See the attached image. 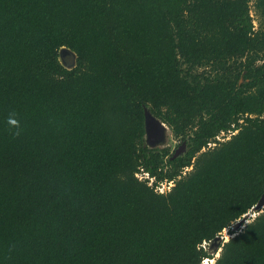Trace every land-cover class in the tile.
<instances>
[{"label": "trees", "instance_id": "1", "mask_svg": "<svg viewBox=\"0 0 264 264\" xmlns=\"http://www.w3.org/2000/svg\"><path fill=\"white\" fill-rule=\"evenodd\" d=\"M263 193L264 0H0V264H264Z\"/></svg>", "mask_w": 264, "mask_h": 264}, {"label": "rangeland", "instance_id": "2", "mask_svg": "<svg viewBox=\"0 0 264 264\" xmlns=\"http://www.w3.org/2000/svg\"><path fill=\"white\" fill-rule=\"evenodd\" d=\"M60 61L65 66L71 67L74 64V55L70 54V52L69 53L68 52L62 53L61 56H60ZM164 125H165V129L163 131H160V134L157 135V137H156V139H155V141L153 143H148L146 141V136L144 137L145 143L149 147L162 148V147H166L167 146V147H169L170 151L175 150L178 147L179 141H178V139H175L174 138V136L172 135V132H171L170 128L166 124H164ZM211 145H213V143H211ZM165 189L166 188H164L163 191H165ZM263 196H264V193H263ZM258 211H260V210H257V206H255L252 209V211L248 215H246L244 217L245 222L247 221V218L249 216H252L253 213H257ZM237 221H239V220H237ZM236 222H234L232 224L231 228L235 229L237 227L238 224ZM223 233H224V231H223ZM226 233L228 234L227 230H226ZM220 236H222V235H219V239H220ZM216 240H218V239H216ZM212 247L209 250H212L213 249ZM216 255H217V253H215L214 256H216Z\"/></svg>", "mask_w": 264, "mask_h": 264}, {"label": "water", "instance_id": "3", "mask_svg": "<svg viewBox=\"0 0 264 264\" xmlns=\"http://www.w3.org/2000/svg\"><path fill=\"white\" fill-rule=\"evenodd\" d=\"M66 52H68V50L62 49L60 51V54L66 53ZM70 54L74 55L73 53H70ZM144 129H145L146 141L148 143H153L155 141L157 135L160 134V131H163L165 129V125L162 122H160L158 119L154 118L149 113V111L146 108H144ZM184 147H185V143L182 142V144H180L175 149V151L173 153V157H176L177 155L181 154L182 151L184 150ZM256 206H257V209L264 206V196L263 195L261 196V198L258 201V203L256 204ZM241 223L242 222L240 221L237 224L240 225ZM216 239H219V237H217Z\"/></svg>", "mask_w": 264, "mask_h": 264}, {"label": "clouds", "instance_id": "4", "mask_svg": "<svg viewBox=\"0 0 264 264\" xmlns=\"http://www.w3.org/2000/svg\"><path fill=\"white\" fill-rule=\"evenodd\" d=\"M7 125L9 126V130L11 135L13 136V138L19 137L21 135V125L18 119H16V114L15 113H11L6 121ZM15 131H12V130ZM259 215V213H253L252 217L250 220L246 221L247 223H251L252 220H254L257 216ZM223 236L224 242L227 243L231 237L227 234V233H222L221 234ZM221 258L220 254L217 253V255L215 256V258L212 260V264H216V261H218Z\"/></svg>", "mask_w": 264, "mask_h": 264}, {"label": "built area", "instance_id": "5", "mask_svg": "<svg viewBox=\"0 0 264 264\" xmlns=\"http://www.w3.org/2000/svg\"><path fill=\"white\" fill-rule=\"evenodd\" d=\"M217 138L219 139V137H217ZM136 176L139 179H145V178L148 179V185H152L153 180H154L153 177H150L147 172H138L136 174ZM171 186H172L171 182H162V183H159V184L155 185L154 186V190L156 192L163 193V192L167 191ZM164 188H166L165 191H163ZM245 216L246 215H244L237 223H239L240 221L242 222V220H244ZM224 233H226V230H224ZM222 238H223V236H220V239H222ZM204 245H205V242L202 243V246H204ZM214 257H212V258H204L200 264H212V260L214 259Z\"/></svg>", "mask_w": 264, "mask_h": 264}]
</instances>
